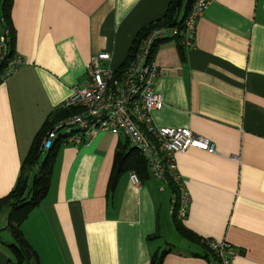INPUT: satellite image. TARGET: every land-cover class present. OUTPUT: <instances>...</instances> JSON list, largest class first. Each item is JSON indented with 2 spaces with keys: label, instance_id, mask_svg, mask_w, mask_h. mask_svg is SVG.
Wrapping results in <instances>:
<instances>
[{
  "label": "crops",
  "instance_id": "1",
  "mask_svg": "<svg viewBox=\"0 0 264 264\" xmlns=\"http://www.w3.org/2000/svg\"><path fill=\"white\" fill-rule=\"evenodd\" d=\"M169 3L14 0L10 21L24 64L0 84V200L16 188L37 134L84 84L91 57L107 52L118 69ZM184 52L169 40L154 55L164 99L154 123L188 128L217 152L176 157L190 197L183 224L237 249L232 264H264V0H212ZM121 143L125 137L104 132L90 145H62L49 193L23 225L40 263L151 264L170 249L163 264H208L199 245L180 241L169 185L150 173L134 185L126 173L109 194ZM9 259L0 244V264Z\"/></svg>",
  "mask_w": 264,
  "mask_h": 264
},
{
  "label": "built area",
  "instance_id": "2",
  "mask_svg": "<svg viewBox=\"0 0 264 264\" xmlns=\"http://www.w3.org/2000/svg\"><path fill=\"white\" fill-rule=\"evenodd\" d=\"M211 2L197 0L181 32L174 27L153 30L141 41L135 57L124 69L111 67L112 57L109 53L94 54L84 84L74 87L71 97L61 106L63 110L74 112L59 120L47 132L42 150H51L58 139H62L64 145L86 146L104 132L125 137L140 151L154 178L164 185H168L170 180L178 184L180 197L178 201L173 199L171 213L183 222L188 215L190 197L177 170L176 157L191 149L208 154H216L217 151L214 143L188 128H161L155 125L153 113L163 109L164 99L156 90V82L162 71L153 49L158 41L178 36H182L181 44L191 49L197 21ZM6 35L7 32L0 35V84L24 64L23 58L17 54L8 60ZM130 181L134 185L141 183L135 172L130 173ZM209 244L221 257L222 264H232L239 254L226 242L209 240Z\"/></svg>",
  "mask_w": 264,
  "mask_h": 264
},
{
  "label": "trees",
  "instance_id": "3",
  "mask_svg": "<svg viewBox=\"0 0 264 264\" xmlns=\"http://www.w3.org/2000/svg\"><path fill=\"white\" fill-rule=\"evenodd\" d=\"M196 1L170 0L165 16L159 21L145 27L137 34L126 61L118 69H124L130 63L135 57L141 41L153 30L163 27H174L178 28L180 32L183 31L185 20ZM13 2L14 0H0V35H5L7 32L8 60L13 59L17 54L15 28L10 21ZM181 39L182 36H178L158 41L154 46L153 55H155L161 44L169 40H174L181 54L184 55V46L181 44ZM73 112V110H63L60 108L58 113L47 121L43 129L35 137L29 154L23 162L21 176L16 188L7 197L0 200V213L4 209L10 210L5 230L10 232L13 243L8 244L2 241L0 236V244L5 245L10 253L8 264H41L37 252L24 235L23 225L30 215L41 206L48 195L59 152L62 145H64L62 139H58L51 150L44 152L42 150L43 140L55 123L68 117ZM130 146L128 141L126 144L121 143L115 153L114 166L108 187L110 195L115 193L120 178L126 173L135 172L142 181L150 178V171L142 154L136 147ZM168 185L174 194V198L178 201L180 187L172 180L169 181ZM172 218L178 234L203 249L205 254L202 256L208 261V264H222L221 257L211 247L208 239H201L191 232L184 226L183 222L177 219L175 214L172 215ZM170 252V249L157 252L153 256L151 264H163Z\"/></svg>",
  "mask_w": 264,
  "mask_h": 264
},
{
  "label": "rangeland",
  "instance_id": "4",
  "mask_svg": "<svg viewBox=\"0 0 264 264\" xmlns=\"http://www.w3.org/2000/svg\"><path fill=\"white\" fill-rule=\"evenodd\" d=\"M125 140V139H124ZM169 193V192H168ZM8 212L9 210L6 209L3 213H2V217L0 218V236H1V239L2 241L10 244V243H13V238L10 234V232L8 230H5V226L7 224V215H8ZM174 224V223H173ZM183 238V237H182ZM183 243H187L188 244V241L185 240L184 238L182 240ZM187 241V242H186ZM166 248V247H165Z\"/></svg>",
  "mask_w": 264,
  "mask_h": 264
}]
</instances>
